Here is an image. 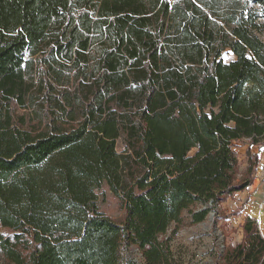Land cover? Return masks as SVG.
Masks as SVG:
<instances>
[{"label":"trees","instance_id":"1","mask_svg":"<svg viewBox=\"0 0 264 264\" xmlns=\"http://www.w3.org/2000/svg\"><path fill=\"white\" fill-rule=\"evenodd\" d=\"M261 18L264 0H0L5 262L122 264L123 241L169 264L160 237L184 211L201 222L252 187ZM103 184L125 209L119 224L98 207ZM242 235L216 264H264L259 221Z\"/></svg>","mask_w":264,"mask_h":264},{"label":"rangeland","instance_id":"2","mask_svg":"<svg viewBox=\"0 0 264 264\" xmlns=\"http://www.w3.org/2000/svg\"><path fill=\"white\" fill-rule=\"evenodd\" d=\"M170 1L174 2L175 0ZM257 22L261 24V30L257 32V36L264 43V18L259 19ZM223 54L225 62L228 63L235 60L233 54L228 52ZM21 113L28 114V111H21ZM235 145V152L241 164V171H243L248 166L246 153L251 144L249 141H240L235 143ZM118 148L120 151L123 150L120 144ZM252 151L254 154L259 153L260 159V155L264 152V146L253 145ZM262 163V159H260L254 185L246 192L239 193L236 197L218 206L215 211H211L201 222H194L193 213L184 211L181 221L172 223L169 226L165 235L160 237L162 242L166 241L168 243L169 264H216L226 245L241 243L243 240L242 225L246 222V215L250 214L249 210L254 212L256 209L259 210L260 205L264 207V165ZM260 168L262 172L259 170ZM257 193V197H259L257 200L259 201L254 202V196ZM96 194H98L100 211L118 224L121 223L125 209L111 193L108 186L103 184ZM203 207V205L198 204L192 210H200ZM263 214L264 211H262ZM253 218L259 221L260 229L264 233V229L261 227V218L259 220L258 214H253ZM0 232L7 233L1 227ZM120 254L122 264H146L145 258L137 246L127 247L122 241ZM0 264H8L2 257L1 252Z\"/></svg>","mask_w":264,"mask_h":264},{"label":"crops","instance_id":"3","mask_svg":"<svg viewBox=\"0 0 264 264\" xmlns=\"http://www.w3.org/2000/svg\"><path fill=\"white\" fill-rule=\"evenodd\" d=\"M259 154V153H258ZM260 159H262V164L264 165V152L260 155ZM261 172H262V169L260 168L259 169ZM256 180V179H255ZM255 182V181H254ZM254 185V184H253ZM242 193V192H241ZM244 193V192H243ZM258 196V193L254 196V198H255V200H254V202L255 201H259V200H257L259 197H257ZM253 198V199H254ZM257 205H259V204H257ZM263 208V209H262ZM262 211H264V207H261V205L259 206V210L258 209H256L254 212L253 211H250L249 210V213L250 214H247L246 215V218L247 217H251V218H253V214H258V217H259V220H260V218H261V215H262ZM253 213V214H252ZM253 219H255V218H253ZM260 222H261V227L264 229V214L262 215V218H261V220H260ZM260 225V224H259ZM261 232H262V230H261ZM262 234L264 235V233L262 232Z\"/></svg>","mask_w":264,"mask_h":264},{"label":"water","instance_id":"4","mask_svg":"<svg viewBox=\"0 0 264 264\" xmlns=\"http://www.w3.org/2000/svg\"><path fill=\"white\" fill-rule=\"evenodd\" d=\"M213 215V214H212ZM225 248V247H224Z\"/></svg>","mask_w":264,"mask_h":264}]
</instances>
